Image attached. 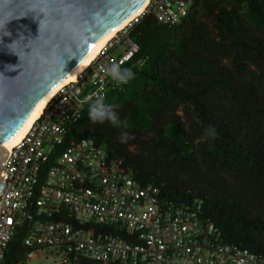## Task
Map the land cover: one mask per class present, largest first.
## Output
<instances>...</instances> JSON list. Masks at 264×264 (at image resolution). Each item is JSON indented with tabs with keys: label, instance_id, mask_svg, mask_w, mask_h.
Masks as SVG:
<instances>
[{
	"label": "trees",
	"instance_id": "obj_1",
	"mask_svg": "<svg viewBox=\"0 0 264 264\" xmlns=\"http://www.w3.org/2000/svg\"><path fill=\"white\" fill-rule=\"evenodd\" d=\"M128 36L138 50L116 65L133 75L99 98L118 122L92 123V98L65 144L92 138L166 200L200 203L222 242L264 259V0H194L179 23L148 13ZM21 239L16 232L2 264L33 252Z\"/></svg>",
	"mask_w": 264,
	"mask_h": 264
},
{
	"label": "built area",
	"instance_id": "obj_2",
	"mask_svg": "<svg viewBox=\"0 0 264 264\" xmlns=\"http://www.w3.org/2000/svg\"><path fill=\"white\" fill-rule=\"evenodd\" d=\"M194 0H148L142 12L100 49L74 82L48 100L21 141L0 146V264L21 231L25 250L49 249L62 264L84 258L123 264H264L261 256L221 241L200 203L178 205L159 186L131 176L122 158L92 138H70L84 104L115 85L106 69L129 60L138 45L128 36L145 14L174 25ZM119 44L124 51L112 55ZM32 252H29V254ZM28 256V255H27Z\"/></svg>",
	"mask_w": 264,
	"mask_h": 264
},
{
	"label": "water",
	"instance_id": "obj_3",
	"mask_svg": "<svg viewBox=\"0 0 264 264\" xmlns=\"http://www.w3.org/2000/svg\"><path fill=\"white\" fill-rule=\"evenodd\" d=\"M145 1L0 0V141L15 140L48 95Z\"/></svg>",
	"mask_w": 264,
	"mask_h": 264
},
{
	"label": "bare ground",
	"instance_id": "obj_4",
	"mask_svg": "<svg viewBox=\"0 0 264 264\" xmlns=\"http://www.w3.org/2000/svg\"><path fill=\"white\" fill-rule=\"evenodd\" d=\"M148 0H146L143 4V6L135 13L130 15L128 18H126L122 23H120L118 26H116V29L107 37L104 39V41L100 44V46L96 49V51L91 55V57L74 73L72 74L67 80H65L62 84H60L57 88H55L48 97L42 102V104L38 107L32 118L29 120V122L26 124V126L23 128V130L19 133V135L16 137L15 140L5 142L3 140L0 141V146L11 149L13 146L18 144L21 139L26 135L28 130L31 128L32 124L35 122V120L38 119V117L41 115L45 105L47 104L48 100L52 97V95L58 91L62 86L68 84L69 82H74L78 75L89 66V64L94 60L95 56L98 54L100 49L116 34V32L120 29H122L124 26H126L134 17L138 16L142 10L144 9L145 5L147 4Z\"/></svg>",
	"mask_w": 264,
	"mask_h": 264
},
{
	"label": "clouds",
	"instance_id": "obj_5",
	"mask_svg": "<svg viewBox=\"0 0 264 264\" xmlns=\"http://www.w3.org/2000/svg\"><path fill=\"white\" fill-rule=\"evenodd\" d=\"M107 73L117 82L126 83L133 75L131 69L120 68L118 65H112L106 69ZM89 120L92 123H103L108 121L111 123L118 122V115L111 105L104 104L99 98L90 106L88 111ZM126 133L121 134V139Z\"/></svg>",
	"mask_w": 264,
	"mask_h": 264
},
{
	"label": "rangeland",
	"instance_id": "obj_6",
	"mask_svg": "<svg viewBox=\"0 0 264 264\" xmlns=\"http://www.w3.org/2000/svg\"><path fill=\"white\" fill-rule=\"evenodd\" d=\"M192 3L189 5V9ZM124 51V46L119 44L116 48L112 49V55L117 57ZM182 114V111H179ZM131 147V150H134ZM22 264H62L61 260L49 249L34 250L32 253L28 254Z\"/></svg>",
	"mask_w": 264,
	"mask_h": 264
},
{
	"label": "snow or ice",
	"instance_id": "obj_7",
	"mask_svg": "<svg viewBox=\"0 0 264 264\" xmlns=\"http://www.w3.org/2000/svg\"><path fill=\"white\" fill-rule=\"evenodd\" d=\"M96 47V45L95 44H92L91 46H90V50L92 49V48H95Z\"/></svg>",
	"mask_w": 264,
	"mask_h": 264
}]
</instances>
